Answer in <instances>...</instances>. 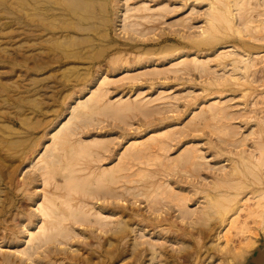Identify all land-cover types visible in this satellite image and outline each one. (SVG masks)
I'll use <instances>...</instances> for the list:
<instances>
[{
    "label": "rangeland",
    "instance_id": "374dc122",
    "mask_svg": "<svg viewBox=\"0 0 264 264\" xmlns=\"http://www.w3.org/2000/svg\"><path fill=\"white\" fill-rule=\"evenodd\" d=\"M21 1H23V0H0V89H1L0 90V98H1L0 99V110H1L0 111V123H1L0 124V128H1L0 129V141L2 142V140H3L2 143L0 142V144H1L0 148L2 149V150H0V158H1L0 165H2L4 167L3 168L0 166V186H1L0 189H3L5 192V193H3V191L0 190V196H2L0 198L1 199L0 200L1 201L0 207H1V205L6 206L4 212H0V217H1L0 218V227H1L0 228V264H35V263L36 264H40V263L41 264H43V263L44 264H47V263L48 264L49 263L50 264H126L127 261L132 262L134 260V255H135L134 253H136L135 250L138 251V250L144 249L145 247L148 248V250L146 252H144V255H146L144 258H146V259L142 258V260L143 259L144 260L143 261L141 260L140 264H142V263L143 264H156V263L157 264H162V263H165V264H178V263L179 264L180 263L181 264H186V263H189V264H264V253L263 254L259 253L260 249L264 248V229H263L264 228V225H263L264 215H263V218H262V215L261 216L259 215L261 217V219L259 218L258 215L255 218V220L253 218H252V220H250L251 218H249V222H250L249 224H251L249 226H252L251 227L252 229L246 233L240 232V234H239V232H237L236 229L234 230V228H232L231 231H229L232 233V234L228 233L230 235V237L233 236V237H231V239L229 241V243H230L229 245L231 247L234 246V248H237V250L241 249L240 248L241 246H244L245 247L244 249H248V250H245V251L242 250L243 252H242V254L240 252L241 255H238L239 257L237 256V254H236V256L231 255L228 257L230 260L225 259V261H224L223 257L221 256V255H223V254H221L222 253L221 249H220V251H218V250L225 241L224 236L225 235L227 236V234H226L227 232L225 231L226 230L225 225L227 223H224V225H223L222 220H221L223 218L217 214L216 210L213 207H211V208L208 206L206 207V205L208 204V201L207 202L205 201V200H208V197H206V195H205L208 192V190L210 189L211 193H213V191H215V190H211V189L212 188L214 189V186H215L214 182H216V180H217V182H218V180H220L219 179L220 174L223 175L227 169L228 170L231 169L232 168L231 166H234L236 164H237V166L241 164L240 166H238V168L243 169L242 171H244L245 168H242V167H244L242 165L244 158L242 159V156L243 157L248 156L247 158L249 159V158H251L249 156L251 153L259 155L257 153V150L254 147L256 145L258 146V144H256L257 141H259V140L263 141L264 140V137H263V139L258 138V135H260V131L257 130L259 127L261 128V125H262V127H264V124H263V122H264L263 121L264 120V56H263L264 55V53H263L264 52V47H263L264 46V40L263 39H262V41L259 40L260 34H261V38H262V36L264 35L263 34L264 32L259 30L258 32L256 31L257 33H259V34H257L255 31H254L255 33L251 31V37L248 36V34L250 35V32L247 33L245 31V28L242 27L243 26V24H242L243 18H245V16H246V15H243L244 17H242V20H240V18L236 19L237 20L236 23L238 26L242 25L241 28L244 29V32H241V31L238 32L239 30H236V29L235 30H230V29L228 30L227 28L220 27L221 31L219 30V32H217L219 34L215 35V37H217V40H219V41L215 40V38H214L215 41H212L209 38H208V40L207 39L205 40L198 35L201 32L202 26H205V19H206L205 16H206V12L209 9V5H208V3H206L207 0H201V4H200V1H198V0H142L146 3V5L149 4L147 6H149L151 8H156L159 5H161L162 3L164 5L166 4L165 5L166 8L163 9L164 13L161 10H157V12L155 14V16H157L158 19H160V21L159 20L156 21L157 20V17H156V19H154L155 22L153 21L150 23H146V22L143 23V25H145L147 28L150 27L151 31H152L151 32L149 29L148 31H150V32H148V31H146L147 28H145V29L143 28L145 30V31L143 30V32H144V34H143V33H139L140 31L135 32L134 30H132L130 28L129 29L127 28V30H126V28L123 26L124 25L123 23L125 22L124 21L125 20L124 13L128 10L127 8H131L132 6H134L136 4H141L140 2H142V1L141 0H127V1L126 0H110L109 1L110 2L109 3V11L107 13L109 16L105 13V18L108 17V19H109V21L106 22L107 24L106 23L103 24L101 19H99V20L97 19L96 21H94L96 23V25L93 24L94 28L92 27V24H90L91 26L88 28V29L91 28L90 30H87V29L84 31L78 30V32L77 31L76 32L71 31V37H73L75 40L72 39L70 36H64L63 35L64 36L63 37V36H58L56 34L58 36L57 37V36H52L49 33L50 35L49 34L45 35V36H47V38H49L46 41L47 43L48 42L49 43L47 44L45 42V45H44L45 48L43 47V49H42L43 53L39 54V55L33 54L34 59L31 57L32 58V59L30 58L31 60H29V59L26 60V55H25L26 54V48H25V44H24L25 43V40H24L25 25H24V11H23V9H24L23 5L24 4ZM144 2H142V3H144ZM128 5H130V6H128ZM130 11L131 10H128V12L131 15H134V11L132 13ZM254 13L257 14V11ZM131 17H133V16H131ZM59 19L63 20V17H59ZM57 21H59V20H57ZM153 23H155V24H153ZM85 25L88 26L87 24H85ZM103 25H106V26H103ZM152 25H154V26H152ZM152 27H154V28H152ZM100 30H102L103 34H101L102 32ZM226 31H228V32H226ZM99 32H101V33H99ZM79 33H81V34H79ZM83 33H85V35ZM104 33H107L108 35L107 34L104 35ZM220 33H222V34H220ZM72 34H74V35H72ZM75 35H77V36H75ZM80 35H81V37L87 36V38L84 37L86 41L83 39L79 40L78 36L80 38ZM252 35L254 36V38L257 37L258 41H257V39L256 40L253 39ZM255 35H256V37H255ZM102 36H104V37H102ZM53 37H56L57 41H54ZM66 37H68L70 39L67 38L66 39L67 41L65 39H63ZM60 38H61V40H60ZM76 38H77L78 42L76 41ZM92 38L94 41L92 40ZM50 39H51V41H50ZM199 39L203 40V41H200ZM68 40H70L69 43H68ZM71 40H72V42H71ZM74 41H76V42H74ZM82 41H84V42H82ZM210 41H212V43H210ZM61 44L63 46L65 44H73V45L72 46L70 45L69 47L68 46L65 47L66 46L65 45L63 47ZM233 44L236 45L238 49L244 50V51L249 52L251 54L253 53V55L255 53L260 52L258 57L257 58L255 57L256 58V60H255V63H256L255 67L256 68L253 67V70H252L253 73L251 71L252 75L250 74L251 76L247 77L246 81H245V78L242 77L243 75H242V72L240 73V71L237 72V74H239L242 77V78L240 77L242 80L238 79L239 81L238 80L233 81L232 80L233 78L231 79V76H229L230 72L232 71V67L230 64L227 65L228 61H229V63L231 61L229 59L230 57L225 58L224 61H223V59L218 57V55H219L218 53L220 51V48L229 49L228 46L233 45ZM245 44H247V45H245ZM248 44H253L254 47H253V45H250L251 46L250 47ZM110 45H113V46H110ZM258 45L259 46L261 45L260 46L261 48L260 47L258 48ZM90 46H92L93 48H91ZM224 46H226V47H224ZM53 47L54 48L57 47V48L54 49ZM82 47H84V50L86 53L84 52ZM64 48L67 50H65ZM241 48H243V49H241ZM244 48H246V49H244ZM47 49H50V52H51V50H53L52 51L53 54H51L52 52L48 53L49 50H47ZM100 49H102V50H100ZM64 50L67 54H69V53L73 54L72 52H70L73 50H75L73 52H74V54H76V53H79V50H80V53L83 52V55L84 54L85 55H84V57L78 58L75 55L69 54L66 57L67 54L63 55V53H65ZM251 50H252V52H251ZM55 51L58 55L57 54L54 55ZM67 51H69V52H67ZM116 51H118V52H116ZM115 53H117V56ZM89 54H91V55H89ZM182 54L188 55L189 57H191L193 55H199L201 58H204V59L206 58L208 60L210 59L209 60L210 62H208L209 63L208 65H210V66L207 65L208 67H206V69L207 68L208 69L210 68V69L206 70V69H201V68H195V67H191L192 64L191 65L189 64L188 66L190 69L187 68L188 70L186 68L185 69L182 68L183 66L181 65L179 67L180 70L174 71L175 68L169 67V66H172L170 63L172 62V60H174L176 57H178L179 55H182ZM56 55L57 56L62 55L63 57L61 56L62 59L59 57L57 59L55 57ZM49 56H51V57L49 58ZM65 57H66V59L68 58L67 61H65L66 60ZM72 57H74V58H72ZM87 57H89V58H87ZM216 58H217V60H216ZM44 59L47 60V62L48 61L49 62L51 61V62L47 63V62H45ZM118 59H119V61H118ZM218 59L219 60L221 59V60L219 61ZM73 61H74V63H73ZM75 61H77V62H75ZM110 61H112V62H110ZM136 61H137V64H136ZM142 61H143V63H142ZM119 62H121L122 64ZM68 63H70V64H68ZM128 63L130 64L129 68H128ZM140 63H142V64L140 65ZM35 64L38 66V68H36ZM66 64H67V66H69L68 68H67ZM78 64H79V66H78ZM218 65H219V67H218ZM225 65H226V67H225ZM39 67H41V68L39 69ZM71 67H72V69H71ZM166 68L170 73L168 71H166ZM26 69H28V70H26ZM154 70H155V73H154ZM83 71H85V73H83ZM89 71H90V73H89ZM126 71H128V73H130L129 75L133 76V77L122 76L123 74L126 73ZM182 71L183 72L185 71V72L183 73ZM204 71H205V73H204ZM222 71L224 74L228 75L229 77L226 75L224 76V74L221 73ZM206 72H208L209 74ZM254 72H255V74H254ZM158 73H160V74H158ZM201 73H203V74H201ZM227 73H229V74H227ZM79 74H81V75L79 76ZM105 74L111 76V78L114 77L113 79H115V80L110 81L111 83L109 82L108 84L105 85L106 89L108 88L107 89V96H109V99H111V100L112 99L115 100V99L120 98V97H123V98L131 97L132 98L139 92H141V95H143L145 97L149 96V97H153V98L158 96L159 94L160 95L162 94L163 98H161L159 100L156 99V101L154 100L148 106L149 108L148 107L146 108V110L149 111L150 113L149 112L146 113L145 108H143L144 110L143 109H141V110H143L144 112L139 110L140 111V113H139L138 109L135 110L136 112H134V109H133V111L129 110L128 114L127 113L125 114V112H124L123 115H121L122 117L121 116L117 117V115L114 116V115L110 114L109 111H102V112L99 111L101 113H96V114H93L92 116L90 115V117L86 116L87 119L82 117L81 118L82 124H81V119L77 122L78 125L80 126L79 132L81 131L80 133H78L77 136L88 138V137H91L92 135H103L104 137L107 136L106 138L109 137L108 141H110V139L113 140V141L112 140L110 141L112 143H107V145L109 144L108 145L109 150L107 149V151L106 150L100 151L101 156L105 158L103 160V158L101 157V159L103 160L102 164L100 162L101 159H100V157H98L97 154H92V157L90 155L87 156L90 158V159L87 158V160H85L86 157H84L83 161H85V163L89 167L92 166V164L94 162L91 169H93V168L98 169L99 167H101L105 164L110 165V164H114L115 162H117V160L119 159L118 156H119V154H121L123 146L125 144H127L129 141H131L132 139H142V138L146 137L147 135H149L154 130H161V128L162 129L170 128V127H174V125L175 126L178 125L179 127L176 126L175 128L178 127L177 129L179 131L181 130V132H179L177 130L176 132L177 133L179 132L178 135L175 132V133H173L174 136L171 134L173 136L172 140H170L171 139L170 137H169L170 139L169 138L167 139V141L170 140V141H168L169 144L165 145V147L168 146V147H166L168 150L165 148H164L165 150H160L157 148L153 149L152 152H154V153L157 152V153L154 155H152L153 153L151 154V152H150L151 155L149 154V152L146 153L145 154L146 156L144 155L145 158L143 156L142 158H140L142 160L139 159V161H142L141 164L139 162H137L138 160H136V159L129 160L130 162H132L131 165L133 164L132 166H134L132 168V172H130V173H133L134 171L136 172L140 168L141 169L144 168V169H147L151 178L148 176L149 178L147 177L148 179H146V181L140 179L138 182H134L132 184L128 183V182L124 183V181L121 180V182L119 183L120 188L119 187L117 188L116 184L114 186V183H111V184H113L112 187L114 189H121L124 186L134 187V189L128 193L127 192L124 193L123 191L119 190L121 193L123 192L122 195L124 197L122 196L121 199H124V201L126 203H124L123 200L118 199V198H117L118 200L116 201V197H114L115 199L113 197H111L112 198L111 199L109 197V195L105 196L106 200L103 199L105 197L98 198L101 194L97 193V196H96V192L94 193V197L93 196L90 197L87 194H86L87 196L85 195L86 197H84V198H87V200H89V203L93 204L94 207H97V208L101 207L104 213L113 215V216H111L112 221H110L109 224L107 225L109 227L100 228V227H98V225H96L94 223L90 224L88 222L87 223L84 222L85 224L83 223L81 225L77 224L74 227L76 228V230L79 234L78 233L75 234L72 237V239H69L68 241L66 240V242H64V243H60L58 241H53L55 243L50 242L49 244L46 245V247L49 245L47 247L48 250L45 246L37 249L38 253L41 252V254H37V250H36V253L35 254L33 253V255L34 256L36 255V256L35 257H29L30 259L34 258V261L32 260V262H31L30 259L28 260V255L26 256V254L20 253L21 254V256H20V255L14 254V253L17 251L16 247L18 249H20L24 245H27L23 241L26 237V235H23V234H26L25 230H27V228H31V229L35 230L37 223H39L41 221V217L38 216L39 215L38 210L35 207V206H37L36 200H41V198L43 197L42 191L44 189H48V191H50L53 188V190H54V182L48 188H46L47 186H45V185L43 186L42 178L41 177L39 178V176H38V178H39L38 179L37 177L35 178V176H33L34 175V172H33L34 167L31 165L32 163L30 161H32L33 159H34V161H36L37 159L35 158V156L37 157L38 154H41L45 151V149H46L45 144H49L50 140H51V134H50L51 132L50 131L56 125H58L61 121H63L67 117H69V114L71 115V111H72L71 107H72V105H74L76 103L77 99L85 98L86 96H88L90 94V88L96 87L98 85V79L97 78H100L101 76H104ZM120 76H122V77L119 78ZM223 76L228 77V78L225 79V78H223ZM79 77H81L82 80ZM123 77H124V79H122ZM67 78H69V79H67ZM116 78H118L121 81H118V79H116ZM86 83L88 84V86ZM248 83H250V84H248ZM4 86H6V87H4ZM7 89H8V91H7ZM243 91H245L244 92L245 95L243 94ZM66 92L68 94L64 95V93H66ZM241 93H242V95H241ZM16 95H18V96L16 97ZM62 95H64V97ZM239 95L243 96V97H240ZM251 95H253V97H251ZM4 96H6V97L4 98ZM33 96H36L37 98L33 97ZM32 97H33V99H32ZM62 97L64 98L65 101L63 100ZM162 99L163 100L165 99V100L162 101ZM1 100H2V102H1ZM213 100H219V101L222 100V104H223L222 106L224 108L221 109V111L222 112L226 111V110L227 111H226V113L224 112L223 114L221 112L220 114H222V115L216 114L217 115V117H216V116H210L212 114H210L209 112L202 113V111H203L202 110L201 111L202 116H205V118L209 117L210 120H212V121H210L209 118L207 120H205V118L202 117L201 114H199L200 109H201L202 105L209 104ZM255 100H257V101H255ZM7 103L10 106H8ZM162 103H163V105H162ZM250 103H252V104H250ZM157 104L159 106H157ZM17 106H19V107H17ZM150 106H151V108H150ZM155 106H157V107L155 108ZM231 106H233V107H231ZM52 107H56V108L54 109ZM152 107H154L155 109ZM226 107H228L229 109ZM235 107H237V108H235ZM156 109H158V110H156ZM6 110H8V111H6ZM46 110H47V112H46ZM233 111H235V113H236L235 115H234ZM108 112H109V114H108ZM152 112L153 113L156 112L157 114L156 113L153 114ZM242 112H244V113H242ZM3 113H5V114H3ZM105 113L108 115H105ZM196 113H198L199 115L197 116ZM193 114H195V115L193 116ZM227 114H228V116L224 117V115L226 116ZM27 115H29L30 117ZM143 115L146 117H144ZM152 115H153V118L155 120L152 118ZM249 115H250V117H249ZM123 116H124V118H123ZM125 116H126V118H125ZM200 116H201V118H200ZM229 116H231V117H229ZM24 117L26 118V120H24L25 119ZM44 117H46V119H44ZM222 117L224 119H222ZM195 118H196V123L194 121ZM227 118H228V120H227ZM231 118H233V119L230 121ZM101 119H103L104 122ZM201 119L206 121V122L202 121ZM23 120H24V122H23ZM96 120H97V123H96ZM198 120H199V122H198ZM260 120H262V121H260ZM43 121H45V123ZM100 121H101V123H100ZM188 121H189V123L186 124ZM39 122L41 123V125ZM42 122L44 124H42ZM79 122L81 125L79 124ZM4 123L5 124L7 123V126H8V124H12L11 129L10 128L8 129V127L4 126ZM89 123L91 125H89ZM190 123L191 124L194 123V124L191 125ZM223 123H225V124H223ZM25 124H28V125L26 126ZM54 124H55V126H54ZM82 125L85 128L87 126V128L85 129ZM182 125H183V127H181ZM189 125L191 126V128ZM230 125H231V127H230ZM29 126H31V128ZM198 126H204V127H198ZM13 127H15L16 130H13ZM210 127H211V129H210ZM213 127H215V128H213ZM221 127H222V129H221ZM233 127L235 130L231 129ZM17 128H19L20 130L19 129L17 130ZM202 128L204 130H202ZM190 129H191V131H190ZM220 129L222 130V132L219 131ZM226 129H227V131H226ZM223 131L228 132V134L225 135ZM5 132L7 134H5ZM185 132L188 135H186ZM217 132H218V134H217ZM219 132L222 134H220ZM230 132H232V133H230ZM253 132H254V134H253ZM8 133H13V134L8 135ZM257 133H258V135H257ZM179 134L181 137L179 136ZM1 135H2V138H1ZM229 135H231V136H229ZM263 136H264V132H263ZM219 137H220V139H219ZM34 138H36L38 140V141H36L38 143V146H35V145H37V143L35 142L36 139H34ZM238 138L240 140H238ZM8 139L10 141L12 140L11 142L9 141L10 144H12V145L7 144ZM14 139L16 140L15 141L16 143L14 142ZM234 139H235V141H234ZM255 139H257V140H255ZM5 140H6V142H5ZM236 140H238V141H236ZM212 141H213V144H212ZM4 142L6 143L7 146L5 145ZM144 142L146 143L149 141L145 140ZM189 142H190V144L192 142V144L191 145L188 144ZM237 142H239V144ZM20 144H22V145H20ZM193 145H194L193 149L196 148V151L198 149V151H200L199 153L204 156L203 159L199 158L196 160L199 162V165L201 164V160H202V164H201L202 169L201 168L197 169V167H199V166H196L195 163H194L195 166H193L194 168L190 167L191 164L189 165L188 163H187L188 167L184 166L185 169L183 168V166H181V164H180V166H177V167H174L172 165L173 168L171 166L167 167V168L171 167V169H167V168L165 169V167H162L161 157H159V156H161V155L163 156L164 154L165 155L169 154V156L170 157L172 156V158H173V157H176L177 155H179L178 153H181V151H182L181 148L184 151L187 148V146L188 147L191 146V148H192ZM170 146L172 148H170ZM252 146H253L254 150H256V152L253 151ZM5 147H7L6 151H5ZM221 149L223 150L222 151L223 153L221 152ZM158 150H160L161 153ZM248 150L249 151L252 150V151L249 152ZM104 151H106V152H104ZM165 151H166V153H164ZM28 152H30V153H28ZM224 152H226V153H224ZM238 152H239V154L242 155V156L240 155L241 158L238 156L239 155ZM242 152H243V154H242ZM14 153H16V154H14ZM23 153H27V154H23ZM102 153H103V155H102ZM182 153H184V152H182ZM12 154H14V155L12 156ZM157 154H159L158 158H160V160L157 158V161H160L158 163H156V159H153V157L155 158V155H157ZM104 155H106V156H104ZM148 156H149L148 159H150L152 162L147 159ZM6 157H7V159L8 158L9 159L7 160ZM95 157H98V159L97 158L95 159ZM24 158H26V159H24ZM204 158H205V160L207 158V160L205 161ZM13 159H16V160H13ZM91 159L93 162L91 161ZM94 159H95V161L98 160V162H95ZM99 159H100V161H99ZM240 159H242V161ZM1 161H4V162L2 163ZM12 161H13V163H12ZM15 161H18V162H15ZM19 161H21V162L19 163ZM237 161L238 162L241 161V163L239 162V164H238ZM147 162L150 164L146 165L145 163H147ZM203 162L206 165H203ZM15 163H16V165L14 166ZM95 164H98V165H95ZM134 164L137 166L139 165V166L137 167ZM213 164L214 165L217 164V166L214 167ZM218 164L220 167H223V168L219 167L221 170L218 168ZM184 165H185V163H184ZM18 166H19V168H18ZM5 167H6V169H5ZM179 167H181V168H179ZM157 168L158 169L162 168L161 170H163V171L157 170ZM176 168H178V169H176ZM186 168H187V170H186ZM224 168H226V169H224ZM191 169L193 171H191ZM196 169H197V171H196ZM218 170H220L222 172H223V170H225V171L223 173L219 171L218 172L219 176H218V175H216ZM256 170L259 172L258 174L260 176H262L261 171H259L258 169H256ZM3 171H4V173H2ZM5 171L6 172L9 171L8 174H10V175L7 174V176H6ZM27 171L29 172V174ZM174 171H175V173H174ZM194 171H196L197 173ZM152 172H154V173H152ZM158 172H159V176H158ZM244 172L246 175H243V176H242L243 173L234 174L233 175L234 180L240 179L241 183H243V179H244V185L248 183L247 185H249V186L253 182L252 185L250 186L252 189L249 186H247L248 187L247 188V187H245L246 185L245 186L243 184L240 185V183H238V185H239L238 187L242 188L244 186L243 187L244 189L242 188V190H239V188L236 186H232V187L230 186V188L228 187V191H230V192L232 191L231 193H236V192L239 193L237 195V197L239 196V198H243V197L245 198V197L249 196L250 192H251L250 195H253V193H254L253 189H254V191H257V190L263 188V186H264V179H262V182H261V180H259L260 181L259 182L256 178L253 179L254 178L253 175L249 174L246 169ZM166 173H168V174H166ZM187 173L188 174L190 173V175H188ZM11 174H12V176H11ZM151 174H155V176L151 175ZM20 175H21L22 179H21ZM29 175H30V177H29ZM152 176H154V177H152ZM31 177H32V179H31ZM57 178L59 181H62L61 175H58ZM215 178H218V179L215 180ZM251 178L254 181L251 180ZM153 179H157V180H155L156 182ZM159 179H161L162 181L161 180L159 181ZM3 180H4V182H3ZM148 180H150V181H148ZM151 180L154 181L155 184ZM245 180H246V182H245ZM248 180H250V181H248ZM147 181L149 182L150 185L147 183ZM157 181L161 182V183L163 182L164 184L166 183L168 185H173L172 186L173 191H175V189H176L174 194H177V190L180 191V192L178 191L180 194L183 190L186 191L185 193L183 191V194H186V193H188V194L183 195V196H185V197L188 196V198H187L188 201L187 200L185 201V199H184V202L186 203V205L189 206L190 210H191V208H195L197 210V211L193 210L194 212L192 214H195V215L190 214V217H191V219H190L189 215H187L189 218L187 216H184L183 213H180V210H178V212H177V209L179 207L176 206V204H175L176 202H174V201H176L177 197H179L180 195L179 196L175 195V196H177L176 198H175V196H173L174 199L171 196L168 197L170 199L172 198L174 203L171 200H164L165 199L164 197H163V199H161L162 197L159 196L158 193H157V195L159 198H157V196L153 195L154 191L157 192L159 190L158 189L159 186H161L160 185L161 183L159 184ZM165 181H167V182L169 181V183H167ZM233 182H235V181H233ZM256 182L257 183L259 182V184H257ZM6 183H7V185H6ZM121 183H123L122 187H121ZM141 183H143V184H141ZM209 183H211V184H209ZM157 184H159V185H157ZM234 184L237 185V181ZM14 185H15L16 189H15ZM27 185H29V186H27ZM210 185H212V186L214 185V186L212 187ZM151 186H152V188L149 189L148 187H151ZM155 186L157 188H155ZM260 186H262V187H260ZM136 187H138V188H136ZM144 187L148 188V191L149 190L150 191L149 192L146 191L147 189H145ZM194 187L197 189H194ZM9 188H11L12 190ZM135 188L138 189V191L135 190ZM161 188H163V187H161ZM219 188H222L223 190L227 189L226 186H222V187L219 186ZM237 188H238V190H237ZM6 189H8V190H6ZM35 189H37V190H35ZM153 189H155V190H153ZM53 190H51V191H53ZM139 190H141L142 193H145L146 195L148 193V195L146 196L145 194H141L140 193L141 191L139 192ZM151 190L153 191L152 195L150 194V193H152ZM197 190H199L198 194L196 193ZM204 190L206 192H204ZM189 191L191 192V194L189 193ZM238 191H240V192H238ZM131 192H134V196H133V193H131ZM156 192H155V194H156ZM215 193H217V191H215L213 194H215ZM130 194H132V196H130ZM138 194H140L139 197L137 196ZM174 194H172V195H174ZM76 195H80V194H76ZM135 195H136V197H135ZM149 195H151L152 197L155 196L158 200L157 203H159L163 200L162 204L159 203V205H161V206H159L158 204L156 205V202H155L156 199L155 200H153L154 198L151 199L152 197H149ZM145 196L147 197V199H145L146 198ZM181 196H182V194H181ZM9 197H11V201L9 200L10 199ZM88 197H90L91 199ZM126 197H127V199L125 200ZM133 197H135L134 201L132 200V199H134ZM93 198H95V199H93ZM97 198H98V201H97ZM109 199H111V202ZM91 200H93V201H91ZM112 200H113V203H112ZM152 200L154 201V203L152 202ZM168 201H170V203ZM254 201H255L254 199H251V201L249 203L253 204ZM2 202H4L5 204H3ZM107 202H109V203H107ZM184 202H182V203H184ZM152 203L155 205H154V208L151 210V208L149 209L148 205H151ZM163 203H165L164 204L165 208H164V206H162ZM205 203H206V205H203ZM21 205H23V206H21ZM127 205H128V207L126 209ZM123 206H125V207H123ZM204 206L206 208L205 211H203ZM133 207H134V209H133ZM157 207L159 209H161L160 211L158 210V217L160 216L159 219L156 217L157 216L156 211H154L157 209ZM199 208L201 211H199ZM207 208L210 211V214H206V212L208 213ZM34 209H35V212H34ZM211 210H213V211H211ZM133 211H135V212H133ZM36 212H37V214H36ZM161 212L164 214H162ZM195 212H197L198 214ZM199 212L201 214L205 213L204 214L205 218H200L201 214ZM202 212H204V213H202ZM211 212H214L215 215L213 213L211 214ZM176 213H178V214L176 215ZM179 213L181 214V216H184V217L190 219V221L192 223L193 222L197 223L198 221H201V222H198L197 224L193 223V225H192V223L189 224L190 221L188 219L181 220L183 217L181 218ZM244 213H245V211L241 212L242 218H244V216H247ZM124 214H126V215H124ZM134 215H136V216H134ZM137 216H138V218H137ZM141 216L143 217V219ZM146 218H148V219H146ZM178 218H181V219H178ZM203 219H205V221ZM131 220H132V222H131ZM167 221H169V223ZM173 221H175V222H173ZM162 222H163V224H161ZM224 222H226V221H224ZM254 222H255V224H254ZM121 223L125 224L126 228L124 227L123 224L121 225ZM170 223H172V224H170ZM6 224L8 227L6 226ZM34 225H35V227H34ZM117 225H119V226L117 227ZM179 226H180V228H179ZM122 227H123V229L125 228L126 230L124 229V232L120 233L119 231L122 229ZM183 227H185V228H183ZM21 228H23V229H21ZM181 228H182L183 232H182ZM104 229H106V231H102ZM107 229H109L110 231L108 232ZM133 229H134V232H133ZM222 229L223 230L225 229L224 230L225 232ZM254 229H256V230H254ZM111 230H114L113 232L117 231V233L116 232L111 233ZM173 230L174 231L176 230L178 232L175 231L176 232L175 233V232H173ZM199 232H200V234H199ZM235 232H237L238 234H236ZM251 232H253V233H251ZM124 234H126V236ZM138 234H140L141 237H139L140 235H138ZM179 234H181V235H179ZM185 235H187V236H185ZM118 236H120V237H118ZM245 237H246L247 241H246ZM121 238H123L124 241ZM126 238L128 239L127 242L128 241H130V242H128V243L125 242ZM152 238L155 240H153ZM108 239H110V240H108ZM117 239H119L121 241H119ZM133 239H134V243H133ZM248 239L250 240V242ZM145 240H147L148 242L154 243L156 248L160 250V251L158 250V252H160V253H159V256L157 258L155 257V255L152 253V250L150 249L151 248V246L149 245L150 243L148 244V246H150V247H147L146 246L147 243H145L147 241H145ZM110 241H112V242H110ZM252 241L253 242L257 241L258 243L257 242L252 243ZM109 242L111 245L109 244V246H106V245H108ZM136 242H138V243H136ZM114 243L118 246H116ZM119 243L122 245H120ZM135 243L138 246L134 245ZM241 243L244 245H242ZM60 244H61V246H60ZM246 244H247V246H246ZM52 245L55 247L53 248ZM252 245H254V246H252ZM57 246L59 247L58 250H57ZM66 246H67V248H66ZM72 246H73V248H72ZM119 246L120 247L122 246L124 249L120 248ZM25 247L26 246H24L23 248H25ZM61 247H63V248H61ZM103 247H105V248H103ZM42 248H46L47 251L45 249L43 250ZM15 249H16V251H15ZM28 249L31 250L32 248L28 247ZM120 249H122L123 251ZM41 250H43L44 252ZM80 250H81V252H80ZM115 250L117 251V253L119 255L116 253ZM32 251L34 252V248L30 252H32ZM48 251H50V252H48ZM52 251H54V252H52ZM105 251H106V254H105ZM9 252H11V254H9ZM42 252L43 253L46 252L44 254L45 256L42 254ZM107 252H108V254H110V258L107 255ZM120 252H123V253H120ZM7 253L9 255L13 254L14 256L13 255L9 256V255H7ZM17 253H19V252H17ZM49 253L50 254L52 253L50 255L51 258L48 257ZM115 253L119 257L117 255H115ZM172 253L177 256V259H174L173 257L170 256ZM90 254L92 255V257L90 256ZM103 254H105V255H103ZM178 254H179V257H178ZM234 254H235V252H234ZM16 255L18 257H16ZM23 255H25L27 257V261H26V258L24 259V261L22 260ZM33 255H31V256H33ZM150 255H151V258H150ZM37 256L38 257L41 256V257L37 258ZM97 256H99V257H97ZM128 256H130L131 259ZM183 256L186 257V260H183L184 259ZM87 257H89L90 260ZM104 257L105 258L107 257V259L105 260ZM165 257L168 260H166ZM42 258L44 261H41ZM123 258L125 261L123 260ZM242 258H245V259L243 260ZM39 259H41V260H39ZM173 259H174V261H173ZM14 260H15V262H14ZM85 260L87 261L86 263H85ZM150 260L153 262L151 263ZM9 261H10V263H8ZM38 261H40V262H38ZM62 261H64V262H62ZM82 261H83V263H82ZM93 261H94V263H93ZM176 261H179V262L176 263ZM110 262H112V263H110Z\"/></svg>",
    "mask_w": 264,
    "mask_h": 264
},
{
    "label": "bare ground",
    "instance_id": "6f19581e",
    "mask_svg": "<svg viewBox=\"0 0 264 264\" xmlns=\"http://www.w3.org/2000/svg\"><path fill=\"white\" fill-rule=\"evenodd\" d=\"M110 0H23V1H21V2H23V6H24V9H23V11H24V25H25V32H24V40H25V48H26V60H31L32 58L34 59V57H33V54H37V55H39V54H42L43 53V51H42V49H43V47H44V45H45V42L47 41V39H49V38H47V36H45V35H48L49 33L52 35V36H70L71 37V31H74V32H78V30L79 31H84V30H90V29H88L91 25L90 24H92V27L94 28V25H96V23L94 22V21H96L97 19L99 20V19H101L102 20V23L104 24V23H106L107 21H109V19H108V17L107 18H105V13L107 14L108 13V11H109V2ZM127 1V0H126ZM142 1V0H141ZM198 1H200V4H201V0H198ZM140 2V1H139ZM142 2H144V1H142ZM142 2H140L141 4H136V5H134V6H132L131 8H127L128 10H131L130 12L132 13L133 11H134V15H131L129 12H128V10L124 13V16H125V22L123 23L124 25V27L126 28V30H127V28L129 29H132V30H134L135 32H139V33H143L144 34V32H143V30L145 29V28H147L145 25H143V23L144 22H146V23H150V22H155V20L154 19H156V17L157 16H155V14H156V12H157V10H161L162 12H163V9L164 8H166L165 7V5L163 4H161V5H159L158 7H156V8H151V7H149V6H147V5H149V4H147L146 5V3L144 2V3H142ZM203 2V1H202ZM206 3H208V5H209V9H208V11L206 12V19H205V26H202V28H201V32H200V34L198 35V36H200V37H202L203 39H207L208 40V38L210 39V40H212V41H215V40H217V37H215V35L216 34H219V33H217V32H219V30H220V27H224V28H227L228 30L230 29V30H239L238 32H244V29L243 28H245V31L247 32V33H249L250 32V35L248 34V36H250L251 37V31L252 32H258L259 30L260 31H262V32H264V0H207V2ZM126 4V3H125ZM111 5V4H110ZM128 6H130V5H128ZM249 8H248V7ZM154 7V6H153ZM208 7V6H207ZM245 8V9H244ZM126 9V8H125ZM166 10V9H165ZM164 10V11H165ZM207 10V9H206ZM205 10V11H206ZM257 11V14H255L254 12H256ZM248 12V13H247ZM120 13V12H119ZM129 13V14H128ZM164 13V12H163ZM138 14V15H137ZM108 15V14H107ZM158 15V14H157ZM243 15H246L245 16V18H243V21H242V24H243V26L242 25H240V26H238L237 25V23H236V19L237 18H240V20H242V17H244ZM109 16V15H108ZM131 16H133V17H131ZM161 16V15H160ZM159 16V17H160ZM59 17H63V20H60L59 19ZM162 17V16H161ZM160 17V18H161ZM110 18V17H109ZM187 19V18H186ZM185 19V20H186ZM57 20H59V21H57ZM160 21V19H158V17H157V20L156 21ZM239 20V19H238ZM203 23V22H202ZM239 23V22H238ZM85 24H87L88 26H86ZM94 24V25H93ZM107 24V23H106ZM153 24H155V23H153ZM240 24V23H239ZM148 25V24H147ZM103 26H106V25H103ZM142 26V27H141ZM152 26H154V25H152ZM200 26V25H199ZM241 26L243 27V28H241ZM24 27V26H23ZM97 27V26H96ZM95 27V28H96ZM124 28V29H125ZM144 28V29H143ZM152 28H154V27H152ZM150 29V31H151V28L149 27V28H147L146 29V31H148ZM106 30V29H105ZM101 32H102V30H100ZM145 31V30H144ZM150 31H148V32H150ZM221 31V30H220ZM223 31V30H222ZM101 32H99V33H101ZM152 32V31H151ZM226 32H228V31H226ZM254 32V33H255ZM256 32V33H257ZM97 33V32H96ZM108 33V32H107ZM107 33H104V35L105 34H107ZM253 33V34H254ZM49 34V35H50ZM57 34V35H56ZM79 34H81V33H79ZM84 35H85V33H83ZM101 34H103V32L101 33ZM100 34V35H101ZM136 34V33H135ZM220 34H222V33H220ZM224 34V33H223ZM257 34H259V33H257ZM256 34V35H257ZM264 34V33H263ZM262 34V35H263ZM72 35H74V34H72ZM87 35V34H86ZM108 35V34H107ZM106 35V36H107ZM141 35V34H140ZM256 35H255V37H256ZM57 36V37H58ZM63 36V37H64ZM75 36H77V35H75ZM144 36V35H143ZM229 36V35H228ZM246 36V35H245ZM253 36V35H252ZM84 37H86L87 38V36H83V37H81V35H80V38H79V36H78V39L79 40H81V39H83V40H85V38ZM91 37V36H90ZM89 37V38H90ZM102 37H104V36H102ZM133 37V36H132ZM185 37V36H184ZM52 38V37H51ZM54 38V41H57V39H56V37H53ZM68 37H66V38H63V39H67ZM72 39H74L73 37H71ZM136 38V37H135ZM214 38H215V40H214ZM253 39H257V37L256 38H254V36L252 37ZM259 38V37H258ZM56 39V40H55ZM68 39H70V38H68ZM91 39V38H90ZM201 39V38H200ZM199 39V40H200ZM262 39L264 40V35L262 36V38H261V34H260V41H262ZM60 40H61V38H60ZM75 40V39H74ZM92 40H93V38H92ZM96 40V39H95ZM198 40V41H199ZM221 40V39H220ZM50 41H51V39H50ZM53 41V40H52ZM67 41V40H66ZM65 41V42H66ZM69 41L70 40H68V43H69ZM76 41H77V38H76ZM76 41H74V42H76ZM86 41V40H85ZM94 41V40H93ZM200 41H203V40H200ZM212 41H210V43H212ZM217 41H219V40H217ZM257 41H258V39H257ZM61 42V41H60ZM64 42V41H63ZM71 42H72V40H71ZM78 42V41H77ZM82 42H84V41H82ZM89 42V41H88ZM87 42V43H88ZM92 42V41H91ZM205 42V41H204ZM223 42V41H222ZM221 42V43H222ZM227 42V41H226ZM47 43V42H46ZM49 43V42H48ZM47 43V44H48ZM52 43V42H51ZM56 43V42H55ZM206 43V42H205ZM220 43V42H219ZM218 43V44H219ZM255 43V42H254ZM53 44V43H52ZM58 44V43H57ZM76 44V43H75ZM82 44V43H81ZM62 45V44H61ZM66 45V46H65ZM64 46L65 47H69L70 45L72 46L73 44H65ZM92 45V44H91ZM114 45V44H113ZM113 45H110V46H113ZM234 45V44H233ZM230 45V46H228V48L229 49H225V48H220V51H219V55H218V57H220L221 59H223V61H224V59L225 58H228V57H230L229 59L231 60L230 61V63H229V61H228V63H227V65L228 64H230L231 65V67H232V71L230 72V75L229 76H231V79L234 81V80H238V79H241L242 77L243 78H245V81H246V78L247 77H250L252 74H251V71L253 70V67H255V65H256V63H255V60H256V58L258 57V55H259V53L260 52H258V53H255L254 55H253V53L251 54V53H249V52H246V51H244V50H240V49H238L237 48V46L236 45ZM245 45H247V44H245ZM249 46L250 45H253V44H248ZM56 46V45H55ZM63 46V45H62ZM61 46V47H62ZM63 46V47H64ZM86 46V45H85ZM227 46V45H226ZM226 46H224V47H226ZM256 46V45H255ZM261 46V45H260ZM259 45H258V48L260 47ZM51 47V46H50ZM88 47V46H87ZM86 47V48H87ZM91 48H93L92 46H90ZM241 47V46H240ZM243 47V46H242ZM251 47V46H250ZM253 47H254V45H253ZM264 47V46H263ZM45 48V47H44ZM52 48V47H51ZM54 48V47H53ZM55 48H57V47H55ZM54 48V49H55ZM60 48V47H59ZM83 48V50H84V47H82ZM85 48V49H86ZM105 48V47H104ZM261 48V47H260ZM62 49V48H61ZM65 49V48H64ZM210 49V48H209ZM241 49H243V48H241ZM244 49H246V48H244ZM47 50H49V52L48 53H51L53 50H51V52H50V49H47ZM65 50H67V49H65ZM65 50H64V52H65ZM90 50V49H89ZM100 50H102V49H100ZM99 50V51H100ZM105 50V49H104ZM46 51V50H45ZM73 51H75V50H73ZM73 51H70V52H72L73 54H70V55H75V56H77L78 58H81V57H84V55H83V52L82 53H80V50H79V53H76V54H74V52ZM77 51V50H76ZM121 51V50H120ZM67 52H69V51H67ZM84 52H85V50H84ZM89 52V51H88ZM87 52V53H88ZM105 52V51H104ZM116 52H118V51H116ZM251 52H252V50H251ZM25 53V52H24ZM86 53V52H85ZM208 53V52H207ZM262 53V52H261ZM264 53V52H263ZM51 54H53V52L51 53ZM55 54H57L56 53V51L54 52V55ZM67 53L65 52V53H63V55H66ZM69 54H67L66 55V57L69 55ZM94 54V53H93ZM116 54V56H117V53H115ZM114 54V55H115ZM48 55V54H47ZM50 55V54H49ZM58 55V54H57ZM55 56L57 59H58V57L59 58H61V56ZM60 55V54H59ZM87 55V54H86ZM89 55H91V54H89ZM216 55V54H215ZM262 55V54H261ZM80 56V57H79ZM264 56V55H263ZM32 57V58H31ZM36 57V56H35ZM51 56H49V58H50ZM63 57V56H62ZM66 57H65V59H66ZM214 57V56H213ZM256 57V58H255ZM260 57V56H259ZM31 58V59H30ZM42 58V57H41ZM53 58V57H52ZM55 58V59H56ZM72 58H74V57H72ZM76 58V57H75ZM87 58H89V57H87ZM111 58V57H110ZM109 58V59H110ZM141 58V57H140ZM175 58V57H174ZM211 58V57H210ZM215 58V57H214ZM39 59V58H38ZM62 59V58H61ZM68 59V58H67ZM67 59L65 60V61H67ZM86 59V58H85ZM115 59V58H114ZM123 59V58H122ZM138 59V58H137ZM212 59V58H211ZM220 59V60H221ZM228 59V60H229ZM45 60V59H44ZM51 60V59H50ZM71 60V59H70ZM73 60V59H72ZM76 60V59H75ZM126 60V59H125ZM136 60V59H135ZM210 60V59H209ZM208 59H204V58H201L199 55H193V56H191V57H189L188 55H179L178 57H176L174 60H172V62L170 63L172 66H169V67H173V68H175L174 69V71H178V70H180V66L182 65L183 67L182 68H188V69H190L189 68V64L191 65L192 64V66L191 67H195V68H201V69H206V67H208V66H210V65H208L209 63L208 62H210ZM216 60H217V58H216ZM219 60V59H218ZM219 60V61H220ZM25 61V60H24ZM39 61V60H38ZM41 61V60H40ZM53 61V60H52ZM118 61H119V59H118ZM123 61V60H122ZM144 61V60H143ZM143 61H142V63H143ZM28 62V61H27ZM45 62H47V60H45ZM49 62V61H48ZM47 62V63H48ZM51 62V61H50ZM49 62V63H50ZM75 62H77V61H75ZM110 62H112V61H110ZM115 62V61H114ZM149 62V61H148ZM212 62V61H211ZM226 62V61H225ZM73 63H74V61H73ZM119 63H121V62H119ZM118 63V64H119ZM127 63V62H126ZM132 63V62H131ZM142 63H140V65L142 64ZM15 64V63H14ZM68 64H70V63H68ZM122 64V63H121ZM136 64H137V61H136ZM216 64V63H215ZM36 65V64H35ZM48 65V64H47ZM65 65V64H64ZM73 65V64H72ZM82 65V64H81ZM85 65V64H84ZM83 65V66H84ZM130 64L128 63V68L130 67L129 66ZM194 65V66H193ZM208 65V66H207ZM221 65V64H220ZM223 65V64H222ZM33 66V65H32ZM44 66V65H43ZM66 66H67V64H66ZM71 66V65H70ZM78 66H79V64H78ZM155 66V65H154ZM217 66V65H216ZM14 67V66H13ZM69 66H67V68H68ZM118 67V66H117ZM124 67V66H123ZM218 67H219V65H218ZM225 67H226V65H225ZM31 68V67H30ZM36 68H38V66L36 65ZM41 67H39V69H40ZM44 68V67H43ZM63 68V67H62ZM77 68V67H76ZM100 68V67H99ZM256 68V67H255ZM38 69V70H39ZM45 69V68H44ZM71 69H72V67H71ZM121 69V68H120ZM126 69V68H125ZM187 69V70H188ZM193 69V68H192ZM210 69V68H209ZM208 68L206 69V70H209ZM26 70H28V69H26ZM67 70V69H66ZM85 70V69H84ZM89 70V69H88ZM87 70V71H88ZM152 70V69H151ZM183 70V69H182ZM196 70V69H195ZM226 70V69H225ZM45 71V70H44ZM64 71V70H63ZM62 71V72H63ZM86 71V70H85ZM85 71H83V73H85ZM161 71V70H160ZM166 71H168L167 70V68H166ZM173 71V70H172ZM171 71V72H172ZM191 71V70H190ZM189 71V72H190ZM240 71V73L242 72V77L239 75V74H237V72H239ZM255 71V70H254ZM42 72V71H41ZM53 72V71H52ZM169 72V71H168ZM183 72V71H182ZM185 72V71H184ZM183 72V73H184ZM188 72V71H187ZM199 72V71H198ZM56 73V72H55ZM81 73V72H80ZM89 73H90V71H89ZM154 73H155V70H154ZM164 73V72H163ZM167 73V72H166ZM165 73V74H166ZM170 73V72H169ZM173 73V72H172ZM200 73V72H199ZM204 73H205V71H204ZM206 73H208V72H206ZM218 73V72H217ZM221 73H223V71L221 72ZM252 73H253V71H252ZM69 74V73H68ZM82 74V73H81ZM81 74H79V76L81 75ZM130 73H128V71H126V73L125 74H123L122 76H125V77H127V76H129V77H133V76H130L129 75ZM147 74V73H146ZM158 74H160V73H158ZM175 74V73H174ZM188 74V73H187ZM201 74H203V73H201ZM209 74V73H208ZM224 74V73H223ZM227 74H229V73H227ZM251 74V75H250ZM254 74H255V72H254ZM83 75V74H82ZM153 75V74H152ZM156 75V74H155ZM211 75V74H210ZM219 75V74H218ZM226 74H224V76H225ZM44 76V75H43ZM62 76V75H61ZM84 76V75H83ZM82 76V77H83ZM88 76V75H87ZM122 76H120L119 78H121ZM209 76V75H208ZM220 76V75H219ZM222 76V75H221ZM223 76V78H225V79H227L229 76L228 75H226V76H228V77H224ZM64 77V76H63ZM77 77V76H76ZM75 77V78H76ZM213 77V76H212ZM216 77V76H215ZM241 77V78H240ZM253 77V76H252ZM80 79H81V77H79ZM87 78V77H86ZM85 78V79H86ZM114 78V77H113ZM113 78H111V76H109V75H107V74H105L104 76H101L100 78H97L98 79V85L96 86V87H93V88H90V94L88 95V96H86L85 98H80V99H77V101H76V103L74 104V105H72V107H71V109H72V111H71V115L69 114V117H67L66 119H64L63 121H61L58 125H56L55 126V124H54V128L50 131L51 133V140H50V143L49 144H45V146H46V149H45V151L43 152V153H41V154H38L37 155V157L35 156V158L37 159L36 161H34V159L32 160V161H30L32 164V166L34 167V175L33 176H35V178L37 177L38 178V176H39V178L41 177L42 178V180H43V186L45 185V186H47L46 188H48L53 182H54V190H53V188L51 189V190H53V191H48V189H44L42 192H43V197L41 198V200H36V203H37V206H35L36 207V209L38 210V216H40L41 217V221L39 222V223H37V225H36V229L35 230H33V229H31V228H27V230H25L26 231V234H23V235H26V237H25V239L23 240L27 245H24V246H26L25 248H23V247H21L20 249H18L17 247H16V249H17V251H16V249H15V253L14 254H17V255H20L21 256V254H26V256L28 255V260L30 259L29 257H35L34 255H33V253L35 254L36 253V250L37 249H39V248H41V247H46V245L47 244H49L50 242H52V243H55V242H53V241H58V242H60V243H64V242H66V240L68 241L69 239H72V237L75 235V234H77L78 232H77V230H76V228L74 227L75 225H77V224H83L84 222H88V223H94V224H96V225H98V227H100V228H104V227H109V226H107L108 224H109V222L110 221H112V219H111V216H113V215H110V214H107V213H104L103 212V210H102V208L101 207H99V208H97V207H94V205L93 204H90L89 203V200H87V198H84V197H86L87 195L88 196H93L94 197V193L96 192V196H97V193H99V194H101L98 198H103V197H105L106 195H109V197L111 198V197H116V201L118 200V199H121V197L123 196L122 195V193L124 192H130V191H132L133 189H134V187H130V186H124L123 188H121V189H114L113 187H112V185L113 184H111V183H114V186H115V184H116V186H117V188L120 186V182H121V180H123L124 181V183L125 182H128V183H134V182H138L140 179L141 180H144V181H146V179H148L149 177H150V174H149V172L147 171V169H144V168H140V169H138L137 167L139 166H137V165H135V166H137L136 168L138 169L136 172L134 171L133 173H130V172H132V168L134 167V166H132L131 165V163L132 162H130L129 160H134V159H136V160H138L137 162H139L140 164L142 163V161H139V159L140 158H142L146 153H148L149 152V154H150V152H151V154L152 155H154V154H156V153H154V152H152L153 151V149H155V148H157V149H160V150H165V149H167L166 147H168V146H166L165 147V145H168L169 143H168V141H170V140H172V138H173V136H174V134L173 133H175L178 129V125H176V126H178L177 128H175L176 126L174 125V127H170V128H164V129H162L161 128V130H154V131H152L149 135H147L146 137H144V138H142V139H132L131 141H129L127 144H125L124 146H123V149H122V151H121V154H119V159L117 160V162H115L114 164H108V165H103V166H101V167H99L98 169L97 168H93V169H91V167L93 166V164H94V162L92 161V159H91V161L93 162V164H92V166H88L86 163H85V161H83V159H84V157H86L85 158V160H87V158H89V157H87V156H91L92 157V154H97L98 155V157H100V159H101V152L100 151H102V150H106L107 151V149L109 148V144L107 145V143H112V142H110L112 139H110V141H108L109 139V137L108 138H106V137H104L103 135H92L91 137H88V138H84V137H80V136H77L78 135V133H80L79 132V125H78V121L83 117V118H85V119H87L86 118V116H89L90 117V115L92 116L93 114H96V113H101L102 111H109L110 112V114H112V115H114V116H116L117 115V117L119 116H121V115H123V113L125 112V114L127 113L128 114V111L129 110H131V111H133V109H134V112H136L135 110H137L138 109V111L140 110V111H143L144 109L143 108H145V110H146V108L155 100L156 101V99L157 100H159V99H161V98H163L162 96V94L160 95H158V96H156V97H145V96H143V95H141V92H139V93H137L134 97H126V98H123V97H120V98H117V99H115V100H111V99H109V96H107V89H106V87H105V85L106 84H108L110 81H112V80H115V79H113ZM220 78V77H219ZM67 79H69V78H67ZM77 79V78H76ZM79 79V80H80ZM116 79H118V78H116ZM122 79H124V77L122 78ZM127 79V78H126ZM130 79V78H129ZM135 79V78H134ZM133 79V80H134ZM251 79V78H250ZM82 80V79H81ZM220 80V79H219ZM242 80V79H241ZM255 80V79H254ZM84 81V80H83ZM118 81H121V80H119L118 79ZM217 81V80H216ZM215 81V82H216ZM222 81V80H221ZM225 81V80H224ZM239 81V80H238ZM244 81V80H243ZM248 81V80H247ZM116 82V81H115ZM218 82V81H217ZM216 82V83H217ZM14 83V82H13ZM75 83V82H74ZM83 83V82H82ZM111 83V82H110ZM251 83V82H250ZM250 83H248V84H250ZM87 84V83H86ZM3 85V84H2ZM91 85V84H90ZM235 85V84H234ZM241 85V84H240ZM49 86V85H48ZM87 86H88V84H87ZM4 87H6V86H4ZM3 87V88H4ZM89 89V88H88ZM1 90V89H0ZM6 90V89H5ZM7 91H8V89H7ZM206 91V90H205ZM70 92V91H69ZM162 92V91H161ZM244 92L245 91H243V94H244ZM15 93V92H14ZM24 94V93H23ZM65 94H68L67 92L66 93H64V95ZM224 94V93H223ZM64 95H62L63 97H64ZM214 95V94H213ZM225 95V94H224ZM241 95H242V93H241ZM245 95V94H244ZM18 95H16V97H17ZM240 96V95H239ZM258 96V95H257ZM6 96H4V98H5ZM33 97H36V96H33ZM33 97H32V99H33ZM62 97V98H63ZM77 97V96H76ZM170 97V96H169ZM215 97V96H214ZM240 97H243V96H240ZM251 97H253V95H251ZM255 97V96H254ZM20 98V97H19ZM37 98V97H36ZM79 98V97H78ZM167 98V97H166ZM1 99V98H0ZM21 99V98H20ZM68 99V98H67ZM218 99V98H217ZM25 100V99H24ZM36 100V99H35ZM63 100H64V98H63ZM165 100V99H164ZM163 99H162V101H164ZM231 100V99H230ZM65 101V100H64ZM67 101V100H66ZM228 101V100H227ZM246 101V100H245ZM255 101H257V100H255ZM1 102H2V100H1ZM4 102V101H3ZM37 102V101H36ZM226 102V101H225ZM224 102V103H225ZM29 103V102H28ZM170 103V102H169ZM246 103V102H245ZM31 104V103H30ZM33 104V103H32ZM165 104V103H164ZM167 104V103H166ZM203 104V103H202ZM250 104H252V103H250ZM7 105H8V103H7ZM35 105V104H34ZM156 105V104H155ZM161 105V104H160ZM162 105H163V103H162ZM170 105V104H169ZM223 104H222V100H213L212 102H210L209 104H206V105H202V107H201V109H200V112H199V114H201V111H202V113H204V112H209L210 114H212V115H210V116H216L217 117V115L216 114H218V115H222L224 112L226 113V111H221V109H223L224 107L222 106ZM225 105V104H224ZM244 105V104H243ZM8 106H10V105H8ZM154 106V105H153ZM157 106H159L158 104H157ZM157 106H155V108L157 107ZM236 106V105H235ZM252 106V105H251ZM17 107H19V106H17ZM163 107V106H162ZM231 107H233V106H231ZM238 107V106H237ZM237 107H235V108H237ZM250 107V106H249ZM52 108H56V107H52ZM149 108V107H148ZM150 108H151V106H150ZM152 108H154V107H152ZM154 108V109H155ZM169 108V107H168ZM226 108H228V107H226ZM20 109V108H19ZM53 109V110H54ZM141 109H143V110H141ZM229 109V108H228ZM250 109V108H249ZM18 110V109H17ZM156 110H158V109H156ZM242 110V109H241ZM253 110V109H252ZM1 111V110H0ZM6 111H8V110H6ZM24 111V110H23ZM55 111V110H54ZM99 111H101V112H99ZM140 111H139V113H140ZM165 111V110H164ZM193 111V110H192ZM4 112V111H3ZM21 112V111H20ZM46 112H47V110H46ZM109 112H108V114H109ZM144 112V111H143ZM146 113L147 112H149V111H145ZM222 112V114H220ZM232 112V111H231ZM234 112V115L236 114L235 113V111H233ZM252 112V111H251ZM255 112V111H254ZM2 113V112H1ZM150 113V112H149ZM153 113V112H152ZM154 113H156V112H154ZM153 113V114H154ZM193 113V112H192ZM208 113V114H209ZM242 113H244V112H242ZM257 113V112H256ZM3 114H5V113H3ZM15 114V113H14ZM103 114V113H102ZM108 114H106L105 113V115H108ZM130 114V113H129ZM132 114V113H131ZM157 114V113H156ZM197 114V116L199 115L198 113H196ZM207 114V113H206ZM20 115V114H19ZM195 114H193V116H194ZM205 115V114H204ZM231 115V114H230ZM233 115V116H234ZM241 115V114H240ZM256 115V114H255ZM27 116H29V115H27ZM37 116V115H36ZM51 116V115H50ZM99 116V115H98ZM131 116V115H130ZM144 116V115H143ZM150 116V115H149ZM201 116H202V114H201ZM201 116H200V118H201ZM207 116V115H206ZM228 116V114L225 116L224 115V117H227ZM243 116V115H242ZM245 116V115H244ZM248 116V115H247ZM30 117V116H29ZM28 117V118H29ZM88 117V118H89ZM108 117V116H107ZM106 117V118H107ZM122 117V116H121ZM129 117V116H128ZM144 117H146V116H144ZM196 117V116H195ZM202 117H204L205 118V116H202ZM229 117H231V116H229ZM246 117V116H245ZM249 117H250V115H249ZM258 117V116H257ZM256 117V118H257ZM261 117V116H260ZM25 118V117H24ZM123 118H124V116H123ZM125 118H126V116H125ZM152 118H153V115H152ZM209 117H207V118H205V120H207ZM262 118V117H261ZM31 119V118H30ZM44 119H46V117H44ZM154 119V118H153ZM216 119V118H215ZM219 119V118H218ZM221 119V118H220ZM222 119H224L223 117H222ZM226 119V118H225ZM233 118H231L230 119V121L232 120ZM4 120V119H3ZM24 120H26V118L24 119ZM24 120H23V122H24ZM43 120V119H42ZM84 120V119H83ZM101 120H103V119H101ZM106 120V119H105ZM150 120V119H149ZM155 120V119H154ZM191 120V119H190ZM194 120V119H193ZM192 120V121H193ZM202 120V119H201ZM209 120H210V118H209ZM227 120H228V118H227ZM249 120V119H248ZM29 121V120H28ZM195 123H196V118H195ZM202 121H204V120H202ZM210 121H212V120H210ZM229 121V122H230ZM260 121H262V120H260ZM264 121V120H263ZM12 122V121H11ZM22 122V123H23ZM26 122V121H25ZM44 123H45V121H43ZM42 122V124H44ZM86 122V121H85ZM103 122H104V120H103ZM198 122H199V120H198ZM204 122H206V121H204ZM203 122V123H204ZM219 122V121H218ZM221 122V121H220ZM258 122V121H257ZM40 123V122H39ZM87 123V122H86ZM96 123H97V120H96ZM100 123H101V121H100ZM189 123V121L186 123V124H188ZM209 123V122H208ZM1 124V123H0ZM29 124V123H28ZM28 124H25L26 126L28 125ZM79 124H80V122H79ZM81 124H82V119H81ZM80 124V125H81ZM191 124V123H190ZM194 124V123H193ZM193 124H191V125H193ZM220 124V123H219ZM223 124H225V123H223ZM263 124H264V122H263ZM10 125V126H9ZM11 125L12 124H8V126H7V123L5 124L4 123V126H6V127H8V129L10 128L11 129ZM40 125H41V123H40ZM39 125V126H40ZM89 125H91L90 123H89ZM185 125V124H184ZM198 125V124H197ZM201 125V124H200ZM213 125V124H212ZM259 125V124H258ZM83 126V125H82ZM86 126V125H85ZM190 126V125H189ZM215 126V125H214ZM218 126V125H217ZM216 126V127H217ZM229 126V125H228ZM30 128H31V126H29ZM46 127V126H45ZM84 127V126H83ZM181 127H183V125L181 126ZM195 127V126H194ZM193 127V128H194ZM198 127H204V126H198ZM230 127H231V125H230ZM52 128V127H51ZM85 128V127H84ZM86 128H87V126H86ZM85 128V129H86ZM158 128V127H157ZM185 128V127H184ZM190 128H191V126H190ZM213 128H215V127H213ZM254 128V127H253ZM1 129V128H0ZM19 128H17V130H18ZM182 129V128H181ZM187 129V128H186ZM210 129H211V127H210ZM217 129V128H216ZM219 129V128H218ZM221 129H222V127H221ZM219 130V131H221L222 132V130ZM224 129V128H223ZM231 129H233V130H235L234 129V127L233 128H231ZM260 129V130H259ZM13 130H16L15 129V127H13ZM20 130V129H19ZM201 130V129H200ZM202 130H204L203 128H202ZM225 130V129H224ZM253 130V129H252ZM258 131H260V135H258V133H257V135H258V138H260V139H263V132H264V127H262V125H261V128L259 127L258 129H257ZM179 131V130H178ZM186 131V130H185ZM190 131H191V129H190ZM218 131V130H217ZM226 131H227V129H226ZM226 131H223L224 132V134L226 135V134H228V132H226ZM231 131V130H230ZM254 131V130H253ZM2 132V131H1ZM4 132V131H3ZM15 132V131H14ZM179 132H181V130L179 131ZM178 132V133H179ZM187 132V131H186ZM185 132V133H186ZM195 132V131H194ZM226 132V133H225ZM234 132V131H233ZM251 132V131H250ZM255 132V131H254ZM254 132H253V134H254ZM46 133V132H45ZM49 133V132H48ZM177 133V132H176ZM178 133H177V135H178ZM220 133V132H219ZM230 133H232V132H230ZM5 134H7L6 132H5ZM9 134H13V133H8V135ZM16 134V133H15ZM173 136H172V135ZM181 134V133H180ZM180 134H179V136H180ZM183 134V133H182ZM217 134H218V132H217ZM216 134V135H217ZM220 134H222V133H220ZM219 134V135H220ZM223 134V135H224ZM236 134V133H235ZM89 135V134H88ZM176 135V134H175ZM176 135V136H177ZM186 135H188L187 133H186ZM222 135V136H223ZM238 135V134H237ZM236 135V136H237ZM249 135V134H248ZM256 135V134H255ZM4 136V135H3ZM183 136V135H182ZM229 136H231V135H229ZM239 136V135H238ZM171 139H170V138ZM181 137V136H180ZM218 137V136H217ZM228 137V136H227ZM248 137V136H247ZM250 137V136H249ZM254 137V136H253ZM262 137V138H261ZM1 138H2V135H1ZM4 138V137H3ZM30 138V137H29ZM170 139V140H168L167 141V139ZM178 138V137H177ZM185 138V137H184ZM231 138V137H230ZM257 138V139H258ZM34 139H36V138H34ZM219 139H220V137H219ZM224 139V138H223ZM247 139V138H246ZM250 139V138H249ZM257 139H255V140H257ZM18 140V139H17ZM24 140V139H23ZM145 140H147V141H149V142H144ZM177 140V139H176ZM225 140V139H224ZM238 140H240L239 138H238ZM238 140H236V141H238ZM254 140V141H255ZM10 140L8 139V141H7V144H10V142L12 141H10ZM16 140L14 139V142H15ZM28 141V140H27ZM26 141V142H27ZM34 141V140H33ZM32 141V142H33ZM36 141H38L37 139L35 140V142ZM108 141V142H107ZM113 141V140H112ZM234 141H235V139H234ZM253 141V140H252ZM264 141V140H263ZM262 140L260 141H257V143L256 144H258V146L256 145L254 148L257 150V153L259 154V155H257V154H254V153H249L248 155L251 157V158H247L248 156H246V157H243L241 154H239V152H238V156L241 158V156H242V159L244 158V160H243V163H242V165L244 166V167H242V168H245L246 170H247V172L249 173V174H251V175H253V179H257L258 181L259 180H261V182H262V179H264V142H263ZM1 142V141H0ZM2 142H3V140H2ZM1 142V143H2ZM5 142H6V140H5ZM4 142V143H5ZM18 142V141H17ZM34 142V143H35ZM177 142V141H176ZM175 142V143H176ZM240 142V141H239ZM239 142H237L238 144H239ZM243 142V141H242ZM256 142V141H255ZM3 143V144H4ZM16 143V142H15ZM37 143V142H36ZM183 143V142H182ZM215 143V142H214ZM254 143V142H253ZM2 144V145H3ZM19 144V143H18ZM24 144V143H23ZM29 144V143H28ZM188 144H190V142L188 143ZM191 144H192V142H191ZM190 144V145H191ZM212 144H213V141H212ZM211 144V145H212ZM241 144V143H240ZM1 145V144H0ZM5 145H6V143H5ZM10 145H12V144H10ZM20 145H22V144H20ZM34 145V144H33ZM44 145V144H43ZM186 145V144H185ZM196 145V144H195ZM215 145V144H214ZM242 145V144H241ZM7 146V145H6ZM35 146H38V143H37V145H35ZM189 146V145H188ZM187 146V148L183 151V149L181 148V153H178L179 155H175L176 157H173L172 158V156L170 157L169 156V154L168 155H161V156H159V154L161 153V151L160 150H158V151H160V153L159 154H157V155H155V158L153 157V159H156V163H158V162H160V161H157V158H158V156L159 157H161V164H162V167H165V169L168 167V166H171L172 168H173V166L174 167H177V166H180V164H181V166H183V168H184V166H187V163L190 165L191 164V166L190 167H193V166H195V164H196V166H199V167H197V169H200L201 168V164H202V160H201V164L199 165V162L198 161H196L197 159H203V155H201L199 152L200 151H198V149H197V151H196V148L195 149H193L194 148V145H193V147L191 148V146L190 147H188ZM213 146V145H212ZM240 146V145H239ZM3 147V146H2ZM9 147V146H8ZM33 147V146H32ZM257 147V148H256ZM6 148L7 147H5V151H6ZM165 148V149H164ZM170 148H172L171 146H170ZM174 148V147H173ZM213 148V147H212ZM221 148V147H220ZM252 148H253V146H252ZM254 148H253V151H255L256 152V150H254ZM28 149V148H27ZM33 149V148H32ZM35 149V148H34ZM243 149V148H242ZM0 150H2L1 148H0ZM23 150V149H22ZM44 150V149H43ZM109 150V149H108ZM168 150V149H167ZM166 150V151H167ZM237 150V149H236ZM247 150V149H246ZM4 151V150H3ZM2 151V152H3ZM24 151V150H23ZM29 151V150H28ZM32 151V150H31ZM30 151V152H31ZM106 151H104V152H106ZM166 151L164 152V153H166ZM223 150L221 149V152H222ZM249 151V150H248ZM252 151V150H251ZM251 151H249V152H251ZM30 152H28V153H30ZM111 152V151H110ZM168 152V151H167ZM182 152H184V153H182ZM17 153V152H16ZM16 153H14V154H16ZM19 153V152H18ZM204 153V152H203ZM223 153V152H222ZM224 153H226V152H224ZM229 153V152H228ZM246 153V152H245ZM244 153V154H245ZM248 153V152H247ZM4 154V153H3ZM14 154H12V156L14 155ZM22 154V153H21ZM23 154H27V153H23ZM33 154V153H32ZM35 154V153H34ZM105 154V153H104ZM148 154V155H149ZM150 154V155H151ZM200 154V155H199ZM242 154H243V152H242ZM20 155V154H19ZM102 155H103V153H102ZM241 155V156H240ZM253 155V156H252ZM7 156V155H6ZM9 156V155H8ZM18 156V155H17ZM24 156V155H23ZM22 156V157H23ZM32 156V155H31ZM96 156V155H95ZM104 156H106V155H104ZM146 156V155H145ZM145 156H144V158H145ZM157 156V157H156ZM2 157V156H1ZM11 157V156H10ZM27 157V156H26ZM98 157H95V159L97 158L98 159ZM152 157V156H151ZM206 157V156H205ZM15 158V157H14ZM103 158V160L105 159L104 157H102ZM149 158V156L147 157V159ZM6 159H7V157H6ZM9 159V158H8ZM7 159V160H8ZM18 159V158H17ZM21 159V158H20ZM24 159H26V158H24ZM90 159V158H89ZM95 159H94V161H95ZM100 159H99V161H100ZM152 159V158H151ZM159 160H160V158H158ZM242 159H240L241 161H242ZM0 160H1V158H0ZM13 160H16V159H13ZM31 160V159H30ZM103 160L101 159V164H102V162H103ZM135 160V161H136ZM140 160H142V159H140ZM149 161H151L150 159H148ZM147 160V161H148ZM204 160H205V158H204ZM206 160H207V158H206ZM205 160V161H206ZM5 161V160H4ZM4 161H1L2 163L4 162ZM25 161V160H24ZM23 161V162H24ZM129 161V162H128ZM154 161V160H153ZM232 161V160H231ZM230 161V162H231ZM235 161V160H234ZM233 161V162H234ZM241 161H239L240 163H241ZM6 162V161H5ZM15 162H18V161H15ZM21 161H19V163H20ZM89 162V161H88ZM95 162H98V160L97 161H95ZM134 162V161H133ZM152 162V161H151ZM236 162V161H235ZM238 162V161H237ZM239 162H238V164H239ZM7 163V162H6ZM12 163H13V161H12ZM85 163V164H84ZM184 163H185V165H184ZM195 163V164H194ZM24 164V163H23ZM100 164V163H99ZM146 165L147 164H150V163H145ZM209 164V163H208ZM235 164V163H234ZM6 165V164H5ZM4 165V166H5ZM16 165V163L14 164V166ZM30 165V166H31ZM95 165H98V164H95ZM144 165V164H143ZM152 165V164H151ZM156 165V164H155ZM173 165V166H172ZM203 165H206L204 162H203ZM202 165V166H203ZM214 165V164H213ZM222 165V164H221ZM241 165V164H240ZM240 165H238V166H240ZM1 167H3L2 165H0ZM11 166V165H10ZM215 166H217V164L216 165H214V167ZM238 166H237V164L236 165H234V166H231L232 168L231 169H227L226 171L225 170H223V172L225 171V173L222 175V174H220V176L218 175V172L221 170L220 168H223V167H220L219 166V164H218V168L220 169V170H218L217 171V173H216V175H218L219 176V179L220 180H218V182H217V180L216 179H218V178H215V180H216V182H214V189L212 188L213 186L212 185H210V186H212L211 188V190H215V191H217V193H215V194H213L215 191H213V193H211L210 192V189L208 190V192L205 194L206 195V197H208V200H205L206 202L208 201V204L206 205V203L205 204H203V205H206V207L208 206V207H213L215 210H216V212H217V214L218 215H220L223 219H221L222 220V223H223V225H224V223H227L226 225H225V228H226V234H227V236L225 237L224 236V238H225V241H224V243L221 245V247L219 248V250L218 251H220V249H221V251H222V253L221 254H223V255H221L222 257H223V259H224V261H225V259H229L228 257L229 256H231V255H235L236 256V254H237V256L238 255H241L242 254V250H248V249H244L245 247L244 246H241L240 248L241 249H238L237 250V248H234V246L233 247H231L229 244V241H230V239H231V237H233V236H231L230 237V235L228 234V233H231V232H229V231H231V229L232 228H234V230L236 229V231L237 232H239V234H240V232H242V233H246V232H248V231H250L252 228V226H249V225H251V224H249L250 222H249V218H251L250 220H252V218L255 220V218L257 217V215L259 216H261L262 215V218H263V215H264V186H263V188H261V189H259V190H257V191H254V189H253V195H250V193H249V196H247V197H243V198H239V196L237 197V195L239 194V193H231L230 191H228V187L230 188V186L232 187V186H236V187H238L239 185H238V183H240V185L241 184H243L244 185V179H243V183H241V181H240V179L239 180H234V177H233V175L234 174H236V173H243L242 174V176L243 175H246L245 174V169H244V171H242L243 169H240V168H238ZM7 167V166H6ZM6 167H5V169H6ZM13 167V166H12ZM27 167V166H26ZM171 167L170 168H167V169H171ZM188 167V166H187ZM204 167V166H203ZM225 167V166H224ZM4 168V167H3ZM14 168V167H13ZM18 168H19V166H18ZM17 168V169H18ZM179 168H181V167H179ZM182 168V169H183ZM194 168V167H193ZM192 168V169H193ZM4 169V170H5ZM162 169V168H161ZM161 169H158L157 168V170H161ZM176 169H178V168H176ZM185 169V168H184ZM191 169V171H193ZM197 169H196V171H197ZM202 169V168H201ZM224 169H226V168H224ZM256 169H258L259 171H261V174H262V176H260L258 173V171L256 170ZM186 170H187V168H186ZM2 171V170H1ZM7 171V170H6ZM5 171V172H6ZM13 171V170H12ZM147 171V172H146ZM152 171V170H151ZM161 171H163V170H161ZM165 171V170H164ZM172 171V170H171ZM179 171V170H178ZM185 171V170H184ZM183 171V172H184ZM189 171V170H188ZM187 171V172H188ZM196 171H194V172H196ZM199 171V170H198ZM11 172V171H10ZM15 172V171H14ZM28 172V171H27ZM118 172V173H117ZM129 172V173H128ZM157 172V171H156ZM220 172H222V171H220ZM222 172V173H223ZM2 173H4V171L2 172ZM9 173V171L8 172H6V176H7V174ZM32 173V172H31ZM152 173H154V172H152ZM164 173V172H163ZM174 173H175V171H174ZM181 173V172H180ZM197 173V172H196ZM27 174V173H26ZM28 174H29V172H28ZM148 174V175H147ZM166 174H168V173H166ZM173 174V173H172ZM188 174V173H187ZM8 175H10V174H8ZM15 175V174H14ZM13 175V176H14ZM58 175H61V180L62 181H59L58 180ZM151 175H154L155 176V174H151ZM175 175V174H174ZM182 175V174H181ZM188 175H190V173L188 174ZM238 175V174H237ZM236 175V176H237ZM248 175V174H247ZM11 176H12V174H11ZM17 176V175H16ZM149 176V177H148ZM154 176H152V177H154ZM158 176H159V172H158ZM165 176V175H164ZM196 176V175H195ZM199 176V175H198ZM201 176V175H200ZM215 176V175H214ZM20 177H21V175H20ZM24 177V176H23ZM29 177H30V175H29ZM139 177V178H138ZM148 177V178H147ZM157 177V176H156ZM170 177V176H169ZM183 177V176H182ZM190 177V176H189ZM246 177V176H245ZM2 178V177H1ZM34 178V179H35ZM38 178V179H39ZM151 178V177H150ZM159 178V177H158ZM163 178V177H162ZM161 178V179H162ZM168 178V177H167ZM4 179V178H3ZM21 179H22V177H21ZM31 179H32V177H31ZM161 179H159V181L161 180ZM199 179V178H198ZM236 179V178H235ZM252 178H251V180H253ZM20 180V179H19ZM26 180V179H25ZM28 180V179H27ZM154 181L155 180H157V179H153ZM188 180V179H187ZM193 180V179H192ZM242 180V179H241ZM8 181V180H7ZM12 181V180H11ZM10 181V182H11ZM32 181V180H31ZM35 181V180H34ZM148 181H150V180H148ZM147 181V183L149 184V182ZM152 181V180H151ZM154 181H152V182H154ZM162 181V180H161ZM164 181V180H163ZM233 181H237V185L236 184H234L235 182H233ZM248 181H250V180H248ZM254 181V180H253ZM3 182H4V180H3ZM6 182V181H5ZM156 182V181H155ZM155 182H154V184H155ZM158 182V181H157ZM165 182H167V181H165ZM245 182H246V180H245ZM260 182V181H259ZM259 182L257 183V184H259ZM13 183V182H12ZM11 183V184H12ZM146 183V182H145ZM159 184L161 183V182H158ZM167 183H169V181L167 182ZM253 183V182H252ZM252 183H251V185H252ZM255 183V182H254ZM27 184V183H26ZM119 184V185H118ZM138 184V183H137ZM141 184H143V183H141ZM153 184V183H152ZM153 184V185H154ZM159 184H157V185H159ZM209 184H211V183H209ZM213 184V183H212ZM248 184V183H247ZM247 184H245L244 186L245 187H247V186H249V185H247ZM263 184V183H262ZM6 185H7V183H6ZM10 185V184H9ZM150 185V184H149ZM161 186H159V190L156 192V191H154V194H153V191H152V193H150L151 195L153 194V195H155V196H157V198H159L158 197V195H157V193L159 194V196H161L162 198L161 199H163V197L165 198L164 200H171L172 202H173V200H172V198L170 199V198H168V197H173V196H175V195H177V196H181V194H182V196L180 197H177V196H175V198L177 197V199H176V201H174V202H176L175 204H176V206L177 207H179L178 209H177V212H178V210H180V213H183V215L184 216H187V215H189V217H190V214H192L196 209L195 208H191V210H190V208H189V206L188 205H186V203L184 202V199H185V201L187 200L188 201V196H183V195H186V194H188V193H186V194H183V191L181 192V194L179 193L180 191L179 190H177V194H174V192L176 191V189H175V191H173V185H168V184H164L163 182L160 184ZM242 185V186H243ZM250 185V186H251ZM3 186V185H2ZM19 186V185H18ZM21 186V185H20ZM27 186H29V185H27ZM26 186V187H27ZM123 186V183H121V187ZM139 186V185H138ZM205 186V185H204ZM207 186V185H206ZM209 186V187H210ZM219 186H226L227 187V189L226 190H223L222 188H219ZM243 186V187H244ZM249 186V187H250ZM4 187V186H3ZM11 187V186H10ZM14 187H15V185H14ZM140 187V186H139ZM161 187H163V188H161ZM203 187V186H202ZM201 187V188H202ZM208 187V188H209ZM242 187V188H243ZM260 187H262V186H260ZM0 188H1V186H0ZM6 188V187H5ZM35 188V187H34ZM116 188V187H115ZM120 188V187H119ZM136 188H138V187H136ZM135 188V190H137L138 191V189H136ZM145 188V187H144ZM143 188V189H144ZM149 189H151L152 188V186L151 187H148ZM148 188H145V189H147L146 191H148ZM155 188H157L156 186H155ZM162 190H161V189ZM193 188V187H192ZM235 188V187H234ZM233 188V189H234ZM239 188V187H238ZM238 188H237V190H238ZM242 188L240 187L239 188V190H242ZM248 188V187H247ZM251 188V187H250ZM9 189H11V188H9ZM15 189H16V187H15ZM43 189V188H42ZM194 189H197V188H195L194 187ZM204 189V188H203ZM244 189V188H243ZM252 189V188H251ZM0 190H2L3 191V193H5L4 192V190L3 189H0ZM6 190H8V189H6ZM12 190V189H11ZM35 190H37V189H35ZM119 190H121V191H123L122 193L119 191ZM134 190V191H135ZM153 190H155V189H153ZM232 190V189H231ZM236 190V189H235ZM236 190V191H237ZM27 191V190H26ZM40 191V190H39ZM38 191V192H39ZM141 190H139V192H140ZM150 191V190H149ZM148 191V192H149ZM179 191V192H178ZM188 191V190H187ZM202 191V190H201ZM144 192V191H143ZM155 192H156V194H155ZM173 192V193H172ZM186 191H184V193H185ZM204 192H206L205 190H204ZM238 192H240V191H238ZM244 192V191H243ZM2 193V192H1ZM2 193V194H3ZM10 193V192H9ZM14 193V192H13ZM131 193H133V196H134V192H131ZM138 193V192H137ZM141 194H145V193H142V191L140 192ZM147 193V192H146ZM174 194V195H172V194ZM179 193V194H178ZM189 193L191 194V192L189 191ZM197 194L199 193V190H197V192H196ZM203 193V192H202ZM242 193V192H241ZM1 194V195H2ZM76 194H80V195H76ZM87 194V195H86ZM243 194V193H242ZM4 195V194H3ZM82 195V196H81ZM86 195V196H85ZM125 195V194H124ZM139 195L140 194H138L137 196L139 197ZM146 195V194H145ZM147 195H148V193H147ZM146 195V196H147ZM151 195H149V197H152ZM201 195V194H200ZM241 195V194H240ZM130 196H132V194H130ZM129 196V197H130ZM144 196V195H143ZM145 196V197H146ZM152 197L151 199H153V200H155L156 199V205L158 204L159 205V203H161L162 204V202H163V200L161 201V202H159V203H157V198L156 197ZM2 196H0V198H1ZM26 197V196H25ZM90 197H88V198H90ZM124 197V196H123ZM135 197H136V195H135ZM135 197H133L134 199H132L133 201L135 200ZM137 197V198H138ZM191 197V196H190ZM10 199V201H11V197H9ZM14 198V197H13ZM98 198H97V201H98ZM118 198V199H117ZM168 198V199H167ZM7 199V198H6ZM5 199V200H6ZM38 199V198H37ZM91 199V198H90ZM93 199H95V198H93ZM103 199H105L106 200V197L105 198H103ZM112 199V198H111ZM111 199H109L110 200V202H111ZM115 199V198H114ZM127 199V197L125 198V200ZM129 199V198H128ZM145 199H147V197L145 198ZM150 199V198H149ZM173 199H174V197H173ZM251 199H254L255 201L253 202V204H250L249 202L251 201ZM1 200V199H0ZM3 200V199H2ZM8 200V201H9ZM17 200V199H16ZM15 200V201H16ZM100 200V199H99ZM121 200H123L124 201V199H121ZM130 200V199H129ZM139 200V199H138ZM141 200V199H140ZM152 200V202L154 203V201ZM200 200V199H199ZM21 201V200H20ZM91 201H93V200H91ZM108 201V200H107ZM115 201V202H116ZM148 201V200H147ZM204 201V202H205ZM1 202V201H0ZM13 202V201H12ZM114 202V203H115ZM169 203H170V201H168ZM173 202V203H174ZM182 202H184V203H182ZM3 204H5L4 202H2ZM7 203V202H6ZM92 203V202H91ZM98 203V202H97ZM102 203V202H101ZM107 203H109V202H107ZM106 203V204H107ZM112 203H113V200H112ZM117 203V202H116ZM115 203V204H116ZM123 203V202H122ZM124 203H126L125 201H124ZM147 203V202H146ZM151 204V205H148L149 206V209L151 208V210L154 208V205L155 204ZM182 203V204H181ZM9 204V203H8ZM105 204V203H104ZM114 204V205H115ZM119 204V203H118ZM117 204V205H118ZM134 204V203H133ZM150 204V203H149ZM164 204L165 203H163V205L162 206H164ZM11 205V204H10ZM153 205V206H152ZM170 205V204H169ZM190 205V204H189ZM21 206H23V205H21ZM151 206V207H150ZM159 206H161V205H159ZM168 206V205H167ZM166 206V207H167ZM185 208H184V207ZM188 206V207H187ZM5 207L6 206H2L1 205V207H0V212H4V210H5ZM123 207H125V206H123ZM127 207H128V205L126 206V209H127ZM176 207V208H177ZM156 208V207H155ZM162 208V207H161ZM164 208H165V206H164ZM171 208V207H170ZM174 208V207H173ZM204 208V210L203 211H205V206L203 207ZM212 208V209H213ZM131 209V208H130ZM129 209V210H130ZM133 209H134V207H133ZM148 209V210H149ZM202 209V208H201ZM118 210V209H117ZM158 210L160 211L161 209H159L158 207H157V209L156 210H154V211H156V214H157V218L159 219V217H158ZM194 210V211H193ZM207 210H208V208H207ZM206 210V211H207ZM147 211V210H146ZM150 211V210H149ZM153 211V212H154ZM197 211V210H196ZM199 211H201L200 210V208H199ZM211 211H213V210H211ZM242 211H245V213L244 214H246L247 216H244V218H242V215H241V212ZM34 212H35V209H34ZM126 212V211H125ZM133 212H135V211H133ZM132 212V213H133ZM152 212V211H151ZM32 213V212H31ZM113 213V212H112ZM162 213V212H161ZM179 213V214H180ZM195 213H197V212H195ZM200 213V212H199ZM202 213H204V212H202ZM214 214V212H211V214ZM35 214V213H34ZM36 214H37V212H36ZM35 214V215H36ZM118 214V213H117ZM131 214V213H130ZM162 214H164V213H162ZM178 213H176V215H177ZM198 214V213H197ZM201 214V213H200ZM205 214V213H204ZM204 214H201V217L200 218H205L204 217ZM206 214H210V211L208 210V213L206 212ZM31 215V214H30ZM124 215H126V214H124ZM132 215V214H131ZM155 215V214H154ZM192 215H195V214H192ZM191 215V216H192ZM203 215V216H202ZM215 215V214H214ZM217 215V216H218ZM15 216V215H14ZM134 216H136V215H134ZM147 216V215H146ZM145 216V217H146ZM163 216V215H162ZM180 216H181V214H180ZM184 216H181V218H178V219H181V220H184V219H188V218H186V217H184ZM207 216V215H206ZM212 216V215H211ZM259 216V218L261 219V217ZM37 217V216H36ZM142 217V216H141ZM140 217V218H141ZM148 217V216H147ZM151 217V216H150ZM193 217V216H192ZM198 217V216H197ZM209 217V216H208ZM220 217V218H221ZM1 218V217H0ZM7 218V217H6ZM13 218V217H12ZM127 218V217H126ZM125 218V219H126ZM132 218V217H131ZM134 218V217H133ZM137 218H138V216H137ZM136 218V219H137ZM139 218V219H140ZM149 218V217H148ZM148 218H146V219H148ZM155 218V217H154ZM169 218V217H168ZM196 218V217H195ZM4 219V218H3ZM14 219V218H13ZM40 219V218H39ZM124 219V220H125ZM129 219V218H128ZM142 219H143V217H142ZM141 219V220H142ZM156 219V218H155ZM190 219H191V217H190ZM190 219H188L189 221H190ZM197 219V218H196ZM199 219V218H198ZM258 219V218H257ZM2 220V219H1ZM122 220V219H121ZM120 220V221H121ZM123 220V221H124ZM170 220V219H169ZM204 221H205V219H203ZM202 220V221H203ZM207 220V219H206ZM8 221V220H7ZM36 221V220H35ZM119 221V220H118ZM143 221V220H142ZM150 221V220H149ZM188 221V222H189ZM198 221V220H197ZM196 221V222H197ZM203 221V222H204ZM224 221H226V222H224ZM261 221V220H260ZM125 222V221H124ZM131 222H132V220H131ZM139 222V221H138ZM154 222V221H153ZM168 223H169V221H167ZM173 222H175V221H173ZM184 222V221H183ZM198 222H201V221H198ZM197 222V223H198ZM252 222V221H251ZM35 223V224H36ZM142 223V222H141ZM166 223V222H165ZM190 223H192L191 221L189 222V224ZM193 223H195V222H193ZM193 223H192V225H193ZM197 223H195V224H197ZM262 223V222H261ZM85 224V223H84ZM123 223H121V225H122ZM161 224H163V222L161 223ZM170 224H172V223H170ZM254 224H255V222H254ZM3 225V224H2ZM9 225V224H8ZM93 225V224H92ZM124 225V227L126 228V225L125 224H123ZM128 225V224H127ZM159 225V224H158ZM263 225H264V220H263ZM6 226H7V224H6ZM28 226V225H27ZM30 226V225H29ZM119 225H117V227H118ZM134 226V225H133ZM162 226V225H161ZM3 227V226H2ZM8 227V226H7ZM34 227H35V225H34ZM95 227V226H94ZM112 227V226H111ZM110 227V228H111ZM121 227V226H120ZM119 227V228H120ZM191 227V226H190ZM193 227V226H192ZM258 227V226H257ZM1 228V227H0ZM89 228V227H88ZM92 228V227H91ZM96 228V227H95ZM109 228V229H110ZM124 228V229H125ZM131 228V227H130ZM129 228V229H130ZM147 228V227H146ZM179 228H180V226H179ZM183 228H185V227H183ZM21 229H23V228H21ZM20 229V230H21ZM93 229V228H92ZM109 229H107V231L109 232L110 230ZM114 229V228H113ZM118 229V228H117ZM124 229H123V227H122V229L119 231L120 233H122V232H124ZM229 229V230H228ZM264 229V228H263ZM91 230V229H90ZM115 230V229H114ZM114 230H111V233H117V231H115V232H113ZM126 230V229H125ZM163 230V229H162ZM181 230H182V228H181ZM223 230V229H222ZM223 230V231H224ZM228 230V231H227ZM254 230H256V229H254ZM3 231V230H2ZM97 231V230H96ZM102 231H106V229H104V230H102ZM131 231V230H130ZM176 231V230H175ZM174 230H173V232H175ZM224 231V232H225ZM91 232V231H90ZM98 232V231H97ZM133 232H134V229H133ZM161 232V231H160ZM176 232H178V231H176ZM175 232V233H176ZM182 232H183V230H182ZM186 232V231H185ZM237 232H235L236 234H238ZM95 233V232H94ZM100 233V232H99ZM104 233V232H103ZM172 233V232H171ZM174 233V234H175ZM180 233V232H179ZM223 233V232H222ZM241 233V234H242ZM250 233V232H249ZM251 233H253V232H251ZM255 233V232H254ZM79 234V233H78ZM109 234V233H108ZM127 234V233H126ZM126 234H124L125 236H126ZM129 234V233H128ZM199 234H200V232H199ZM232 234V233H231ZM234 234V233H233ZM112 235V234H111ZM116 235V234H115ZM120 235V234H119ZM123 235V236H124ZM130 235V234H129ZM138 235H140V234H138ZM143 235V234H142ZM179 235H181V234H179ZM184 235V234H183ZM188 235V234H187ZM187 235H185V236H187ZM223 235V234H222ZM100 236V235H99ZM145 236V235H144ZM143 236V237H144ZM176 236V235H175ZM199 236V235H198ZM235 236V235H234ZM238 236V235H237ZM244 236V235H243ZM118 237H120V236H118ZM128 237V236H127ZM134 237V236H133ZM139 237H141V235L139 236ZM184 237V236H183ZM86 238V237H85ZM117 238V237H116ZM124 238V237H123ZM123 238H121V239H123ZM219 238V237H218ZM239 238V237H238ZM252 238V237H251ZM80 239V238H79ZM102 239V238H101ZM153 239V238H152ZM179 239V238H178ZM245 239H246V237H245ZM103 240V239H102ZM108 240H110V239H108ZM117 240H119V239H117ZM127 238H126V241L125 242H127ZM131 240V239H130ZM140 240V239H139ZM142 240V239H141ZM153 240H155V239H153ZM157 240V239H156ZM249 240V239H248ZM254 240V239H253ZM78 241V240H77ZM86 241V240H85ZM119 241H121V240H119ZM123 241H124V239H123ZM145 241H147V240H145ZM160 241V240H159ZM218 241V240H217ZM246 241H247V239H246ZM104 242V241H103ZM110 242H112V241H110ZM110 242L108 243V245H106V246H109V244H110ZM128 242H130V241H128ZM127 242V243H128ZM249 242H250V240H249ZM257 242V241H256ZM256 242H253L252 241V243H256ZM133 243H134V239H133ZM136 243H138V242H136ZM134 244V245H136V246H138L137 244ZM142 243V242H141ZM145 243H147V247H150L151 246V250H152V253L155 255V257L157 258L158 256H159V253L160 252H158V250L159 249H157L156 248V246H155V244L154 243H152V242H145ZM150 243V244H149ZM156 243V242H155ZM232 243V242H231ZM258 243V242H257ZM103 244V243H102ZM115 244V243H114ZM120 244V243H119ZM148 244L150 245V246H148ZM242 244V243H241ZM55 245V244H54ZM63 245V244H62ZM65 245V244H64ZM111 245V244H110ZM116 245V244H115ZM120 245H122V244H120ZM161 245V244H160ZM177 245V244H176ZM242 245H244V244H242ZM251 245V244H250ZM256 245V244H255ZM49 246V245H48ZM47 246V247H48ZM53 246V245H52ZM60 246H61V244H60ZM70 246V245H69ZM68 246V247H69ZM93 246V245H92ZM116 246H118V245H116ZM162 246V245H161ZM246 246H247V244H246ZM252 246H254V245H252ZM251 246V247H252ZM20 247V246H19ZM28 247H31L32 249L34 248V252L32 251V252H30L31 250L30 249H28ZM46 247V248H47ZM55 246H53V248H54ZM71 247V246H70ZM120 247V246H119ZM125 247V246H124ZM131 247V246H130ZM158 247V246H157ZM46 248H42L43 250L45 249L46 250ZM58 246H57V250H58ZM61 248H63V247H61ZM66 248H67V246H66ZM72 248H73V246H72ZM103 248H105V247H103ZM102 248V249H103ZM115 248V247H114ZM120 248H123L122 246L120 247ZM129 248V247H128ZM132 248V247H131ZM134 248V247H133ZM140 248V247H139ZM144 248V247H143ZM52 249V248H51ZM50 249V250H51ZM77 249V248H76ZM101 249V250H102ZM116 249V248H115ZM124 249V248H123ZM141 249V248H140ZM164 249V248H163ZM162 249V250H163ZM43 250H41V251H43ZM47 250H48V248H47ZM46 250V251H47ZM72 250V249H71ZM75 250V249H74ZM107 250V249H106ZM120 250H122V249H120ZM148 250V248H144V249H141V250H138V251H136L135 250V252L136 253H134L135 255H134V260L131 262V261H127V263L126 264H140V262H141V260H142V258H144L146 255H144V252H146ZM236 250V251H235ZM240 250V251H239ZM61 251V250H60ZM65 251V250H64ZM104 251V250H103ZM116 251V250H115ZM123 251V250H122ZM130 251V250H129ZM160 251V250H159ZM168 251V250H167ZM170 251V250H169ZM17 252H19V253H17ZM44 252V251H43ZM42 252V254L44 255L45 253H43ZM48 252H50V251H48ZM52 252H54V251H52ZM80 252H81V250H80ZM91 252V251H90ZM93 252V251H92ZM95 252V251H94ZM111 252V251H110ZM114 252V251H113ZM126 252V251H125ZM234 252H235V254H234ZM240 252H241V254H240ZM21 253V254H20ZM59 253V252H58ZM72 253V252H71ZM116 253H117V251H116ZM115 253V255H117ZM120 253H123V252H120ZM132 253V252H131ZM171 253V252H170ZM239 253V254H238ZM260 254H263L264 253V248H262V249H260V252H259ZM9 254H11V252H9ZM8 253H7V255H9ZM37 254H41V252H39L38 253V250H37ZM48 254V253H47ZM52 254V253H51ZM50 253H49V256L48 257H50V255H51ZM105 254H106V251H105ZM105 254H103V255H105ZM176 254V253H175ZM244 254V253H243ZM259 254V255H260ZM13 255V254H12ZM12 255H9V256H12ZM16 255V257H18ZM31 255H33V256H31ZM88 255V254H87ZM99 255V254H98ZM107 255L109 256V258H110V254H108V252H107ZM114 255V254H113ZM119 255V254H118ZM117 255V256H118ZM121 255V254H120ZM124 255V254H123ZM132 255V254H131ZM130 255V256H131ZM148 255V254H147ZM184 255V254H183ZM6 256V255H5ZM14 256V255H13ZM25 255H23L22 257H23V261H24V259L26 258V261H27V257H26ZM45 256V255H44ZM90 256L92 257V255L90 254ZM89 256V257H90ZM107 256V257H108ZM125 256V255H124ZM130 256H128L130 259H131V257ZM171 257H173L174 259H177V256L176 255H174L173 253L170 255ZM185 256V255H184ZM183 256V260H186V257H184ZM245 256V255H244ZM261 256V255H260ZM41 256H37V258H40ZM72 257V256H71ZM89 257H87L89 260H90V258ZM97 257H99V256H97ZM107 257L105 258V260L107 259ZM112 257V256H111ZM119 257V256H118ZM123 257V256H122ZM127 257V258H128ZM133 257V256H132ZM178 257H179V254H178ZM239 257V256H238ZM237 257V258H238ZM243 257V256H242ZM45 258V257H44ZM51 258V257H50ZM108 258V259H109ZM150 258H151V255H150ZM154 258V257H153ZM166 258V257H165ZM181 258V257H180ZM235 258V257H234ZM8 259V258H7ZM10 259V258H9ZM12 259V258H11ZM87 259V260H88ZM117 259V258H116ZM115 259V260H116ZM144 259H146V258H144ZM143 259V260H144ZM148 259V258H147ZM164 259V258H163ZM174 259H173V261H174ZM188 259V258H187ZM222 259V258H221ZM236 259V258H235ZM243 260L245 259V258H242ZM257 259V258H256ZM31 260V262H32V260L34 261V258H31L30 259ZM39 260H41V259H39ZM88 260V261H89ZM113 260V259H112ZM114 260V261H115ZM119 260V259H118ZM123 260H124V258H123ZM142 260V261H143ZM153 260V259H152ZM159 260V259H158ZM166 260H168L167 258H166ZM180 260V259H179ZM189 260V259H188ZM191 260V259H190ZM230 260V259H229ZM8 261V260H7ZM11 261V260H10ZM10 261L8 262V263H10ZM13 261V260H12ZM41 261H44L43 260V258H42V260ZM52 261V260H51ZM125 261V260H124ZM123 261V262H124ZM151 261V260H150ZM149 261V262H150ZM195 261V260H194ZM232 261V260H231ZM14 262H15V260H14ZM30 262V261H29ZM38 262H40V261H38ZM46 262V261H45ZM50 262V261H49ZM57 262V261H56ZM61 262V261H60ZM62 262H64V261H62ZM87 261L85 260V263H86ZM108 262V261H107ZM113 262V261H112ZM112 262H110V263H112ZM153 261H151V263H152ZM160 262V261H159ZM177 262H179V261H176V263ZM188 262V261H187ZM229 262V261H228ZM227 262V263H228ZM34 263V262H33ZM82 263H83V261H82ZM89 263V262H88ZM92 263V262H91ZM93 263H94V261H93ZM99 263V262H98ZM105 263V262H104ZM109 263V262H108ZM147 263V262H146ZM155 263V262H154ZM230 263V262H229ZM36 264V263H35ZM41 264V263H40ZM44 264V263H43ZM48 264V263H47ZM50 264V263H49ZM143 264V263H142ZM157 264V263H156ZM162 264H165V263H162ZM179 264V263H178ZM181 264V263H180ZM186 264H189V263H186Z\"/></svg>",
    "mask_w": 264,
    "mask_h": 264
}]
</instances>
